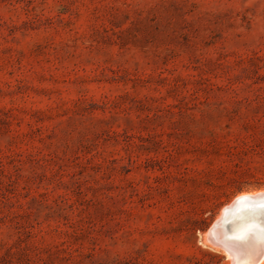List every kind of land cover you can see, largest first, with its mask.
<instances>
[{
	"label": "rangeland",
	"instance_id": "374dc122",
	"mask_svg": "<svg viewBox=\"0 0 264 264\" xmlns=\"http://www.w3.org/2000/svg\"><path fill=\"white\" fill-rule=\"evenodd\" d=\"M264 190V0H0V264H230Z\"/></svg>",
	"mask_w": 264,
	"mask_h": 264
},
{
	"label": "bare ground",
	"instance_id": "6f19581e",
	"mask_svg": "<svg viewBox=\"0 0 264 264\" xmlns=\"http://www.w3.org/2000/svg\"><path fill=\"white\" fill-rule=\"evenodd\" d=\"M208 239L228 254L230 264H264V190L243 194L226 206Z\"/></svg>",
	"mask_w": 264,
	"mask_h": 264
},
{
	"label": "water",
	"instance_id": "95a60500",
	"mask_svg": "<svg viewBox=\"0 0 264 264\" xmlns=\"http://www.w3.org/2000/svg\"><path fill=\"white\" fill-rule=\"evenodd\" d=\"M208 240H209V239H208ZM209 241H210V240H209ZM210 242H211V241H210ZM211 243H212V242H211ZM212 244H213V243H212ZM238 247H241V246H238ZM233 249H234L236 252L239 253V251H237V246H236V248H233ZM242 252H243V251H242ZM242 252H241V253H242ZM241 253H240V254H241ZM241 256H242V255H241ZM241 262H242V261H241Z\"/></svg>",
	"mask_w": 264,
	"mask_h": 264
}]
</instances>
